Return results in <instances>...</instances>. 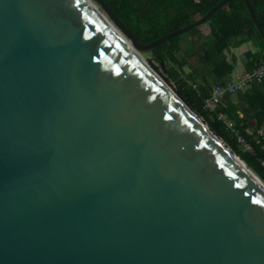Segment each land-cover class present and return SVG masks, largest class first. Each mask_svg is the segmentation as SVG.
Masks as SVG:
<instances>
[{"label":"water","instance_id":"water-1","mask_svg":"<svg viewBox=\"0 0 264 264\" xmlns=\"http://www.w3.org/2000/svg\"><path fill=\"white\" fill-rule=\"evenodd\" d=\"M227 1L143 43L103 0H0V264H264V182L142 55Z\"/></svg>","mask_w":264,"mask_h":264},{"label":"trees","instance_id":"trees-1","mask_svg":"<svg viewBox=\"0 0 264 264\" xmlns=\"http://www.w3.org/2000/svg\"><path fill=\"white\" fill-rule=\"evenodd\" d=\"M103 1L140 42L148 43L194 21L220 0ZM249 1L264 29V0ZM247 42L252 48L246 49L240 59L233 53L228 57V51ZM148 53L156 64L163 62V77L174 85L177 94L264 182V136L256 132L264 116V76L243 90L225 94L213 111L203 106L212 86L230 80L239 61L243 71H252L264 61V39L244 1L228 0L205 23L162 42ZM237 132L251 150L237 141Z\"/></svg>","mask_w":264,"mask_h":264},{"label":"built area","instance_id":"built-area-1","mask_svg":"<svg viewBox=\"0 0 264 264\" xmlns=\"http://www.w3.org/2000/svg\"><path fill=\"white\" fill-rule=\"evenodd\" d=\"M264 76V61L257 65L252 71L234 72L230 80L224 83H217L212 86L210 95L204 100V109L213 111L215 107L221 103L225 94H232L248 87L253 81L260 80ZM262 125H264V116L262 117ZM246 131L249 132L248 129ZM257 135L264 136L262 128L257 129ZM237 141L241 142L248 150L251 149L250 144L245 141L240 133H236Z\"/></svg>","mask_w":264,"mask_h":264},{"label":"rangeland","instance_id":"rangeland-1","mask_svg":"<svg viewBox=\"0 0 264 264\" xmlns=\"http://www.w3.org/2000/svg\"><path fill=\"white\" fill-rule=\"evenodd\" d=\"M203 30L204 32H207V27L203 26ZM187 32V31H186ZM185 33V32H184ZM252 48L251 44L249 42L244 43L242 45H240L239 47L233 48L230 51L227 52L228 57H230V55L233 53L235 54L238 59H240L242 52L246 49H250ZM142 55L144 56L145 60L148 62V64L153 67L162 77H163V73L161 71V69L159 68L158 64H156V62L152 59V57L149 55L148 52H143ZM239 55V56H238ZM158 66V67H157ZM164 79V77H163ZM165 80V79H164ZM166 81V80H165ZM172 88L174 89V85L168 81H166ZM241 144V146L245 149H247L241 142H239ZM248 150V149H247ZM251 150V149H250ZM262 164L264 165V162H262ZM253 171V170H252ZM254 172V171H253ZM255 173V172H254ZM256 174V173H255ZM257 175V174H256Z\"/></svg>","mask_w":264,"mask_h":264},{"label":"crops","instance_id":"crops-1","mask_svg":"<svg viewBox=\"0 0 264 264\" xmlns=\"http://www.w3.org/2000/svg\"><path fill=\"white\" fill-rule=\"evenodd\" d=\"M244 51H245V50H244ZM244 51H243V52H244ZM243 52H242V53H243ZM238 56H239V55H238ZM237 68H238V69H237V72L243 70L242 63H241L240 61L238 62ZM261 128H262V130H263V132H264V125H262Z\"/></svg>","mask_w":264,"mask_h":264},{"label":"snow or ice","instance_id":"snow-or-ice-1","mask_svg":"<svg viewBox=\"0 0 264 264\" xmlns=\"http://www.w3.org/2000/svg\"><path fill=\"white\" fill-rule=\"evenodd\" d=\"M256 203H258V204H259V203H264V202H262V201H256Z\"/></svg>","mask_w":264,"mask_h":264}]
</instances>
